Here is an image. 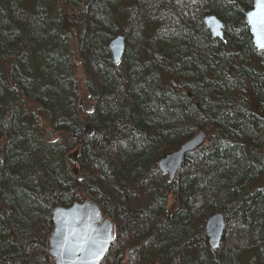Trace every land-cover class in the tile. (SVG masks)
I'll return each mask as SVG.
<instances>
[{
  "label": "trees",
  "instance_id": "trees-1",
  "mask_svg": "<svg viewBox=\"0 0 264 264\" xmlns=\"http://www.w3.org/2000/svg\"><path fill=\"white\" fill-rule=\"evenodd\" d=\"M252 4L0 0V264H54L51 213L84 199L115 226L107 264L134 246V264L175 254L264 264V50L244 21ZM206 15L223 22L222 38ZM116 35L118 64L107 49ZM201 130L171 186L157 161ZM215 212L226 228L213 251L203 223Z\"/></svg>",
  "mask_w": 264,
  "mask_h": 264
},
{
  "label": "water",
  "instance_id": "water-1",
  "mask_svg": "<svg viewBox=\"0 0 264 264\" xmlns=\"http://www.w3.org/2000/svg\"><path fill=\"white\" fill-rule=\"evenodd\" d=\"M251 10H254V0L251 9L248 11ZM244 20L246 23L245 15ZM202 21L205 28L213 36L222 37L223 27H220V25L223 26V23L215 15H206ZM247 27L252 37L253 46L262 51L255 45V35L252 33L250 26L247 25ZM124 49V38L120 35L115 36L108 43V50L114 64L119 63ZM205 137L203 130L198 131L190 139L179 145L177 149L160 157L157 161V168L163 175L167 176L170 183L181 167L185 155L200 146ZM51 222L53 229L48 239V248L54 264H99L113 240L110 223L103 221L97 205L88 200L73 203L69 207H56L51 213ZM225 227V217L221 212H215L206 218L204 231L211 250L218 249ZM82 236H87L97 242L95 250L100 252L99 256L87 255L79 251L75 253L66 251V249L73 248L79 242V237Z\"/></svg>",
  "mask_w": 264,
  "mask_h": 264
},
{
  "label": "snow or ice",
  "instance_id": "snow-or-ice-1",
  "mask_svg": "<svg viewBox=\"0 0 264 264\" xmlns=\"http://www.w3.org/2000/svg\"><path fill=\"white\" fill-rule=\"evenodd\" d=\"M246 24L250 26L252 33L255 35V45L258 49L264 50V0H254V10L245 13ZM220 27H223L220 25ZM219 34V33H215ZM227 42V41H225ZM97 242L87 236L79 237V242L71 249L66 251H76L87 255L99 256L100 252L96 251Z\"/></svg>",
  "mask_w": 264,
  "mask_h": 264
},
{
  "label": "flooded vegetation",
  "instance_id": "flooded-vegetation-1",
  "mask_svg": "<svg viewBox=\"0 0 264 264\" xmlns=\"http://www.w3.org/2000/svg\"><path fill=\"white\" fill-rule=\"evenodd\" d=\"M123 36V35H122ZM72 38H73V43L75 44L76 43V37H75V33L73 32L72 33ZM107 45H108V43H107ZM81 76V75H80ZM83 99H81V101L79 102V105L83 108V109H85L87 112L90 110V105H89V103L88 102H86L85 101V103H86V107H85V105H84V102L82 101ZM40 128H39V130L43 133H45L46 135H47V137H48V139H51V140H53L54 138H55V134L53 133V130L51 131V130H49L48 128H47V125H46V128H44L43 129V126H39ZM49 132H51V134L49 133ZM166 178H167V176H166ZM100 214H101V217H102V219H103V221H108L109 223H110V225H111V232H112V235H113V240H112V242H111V245H112V243H113V241H114V238H115V232H116V230H115V226H114V224H113V222L110 220V219H108L106 216H104L102 213H101V211H100ZM224 215V214H223ZM224 217H225V215H224ZM98 225V224H97ZM111 245H110V247H109V249H108V251L106 252V254H105V257L99 262V264H107V262H106V258H107V256L109 255L108 254V252H109V250H110V248H111ZM207 245H208V240H207ZM208 247H209V245H208ZM136 248L137 247H131V248H127L123 253H119L118 251L116 252V254H114L116 257H118V259H117V264H127V262L129 263V264H134L132 261H131V257L132 256H134L135 255V252H136ZM180 254H175L174 256H173V260H174V264H181V262H180ZM128 259H130V260H128Z\"/></svg>",
  "mask_w": 264,
  "mask_h": 264
},
{
  "label": "rangeland",
  "instance_id": "rangeland-1",
  "mask_svg": "<svg viewBox=\"0 0 264 264\" xmlns=\"http://www.w3.org/2000/svg\"><path fill=\"white\" fill-rule=\"evenodd\" d=\"M156 35L160 38V39H163V40H167V41H172V40H174V34L172 33V32H170V33H168L167 31H165V30H161V31H156ZM75 54V53H74ZM76 75L78 76H80V75H82L83 76V71H82V68H81V66H79L78 68H77V72H76ZM81 77V76H80ZM83 78V77H82ZM81 94H82V99H83V102H84V105H85V107H86V103H85V96H84V90H81ZM41 126H43V129L44 128H46V125H41ZM47 128L49 129V130H51L52 131V129H51V127L50 126H48L47 125ZM43 135L45 136V137H47V135L43 132ZM169 207H170V209H172L173 208V204H171V202L169 203V205H168ZM250 256H248V258H249Z\"/></svg>",
  "mask_w": 264,
  "mask_h": 264
}]
</instances>
